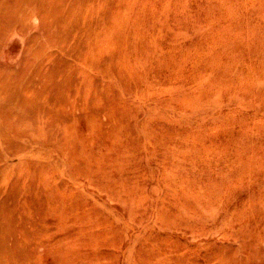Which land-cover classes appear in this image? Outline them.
<instances>
[{"label": "rangeland", "instance_id": "374dc122", "mask_svg": "<svg viewBox=\"0 0 264 264\" xmlns=\"http://www.w3.org/2000/svg\"><path fill=\"white\" fill-rule=\"evenodd\" d=\"M26 8L0 32V264H264V0Z\"/></svg>", "mask_w": 264, "mask_h": 264}, {"label": "bare ground", "instance_id": "6f19581e", "mask_svg": "<svg viewBox=\"0 0 264 264\" xmlns=\"http://www.w3.org/2000/svg\"><path fill=\"white\" fill-rule=\"evenodd\" d=\"M29 3V0H0V32H4V35L11 31V29H16L20 33H23L26 31V29L29 27V8H26L27 4ZM22 4V5H21ZM22 6L24 8V12H20L22 9ZM258 31V30H257ZM26 33V32H25ZM264 38V37H263ZM259 40V39H258ZM264 40H262L263 42ZM259 42V41H258ZM0 40V44H1ZM257 43V42H256ZM260 44V43H259ZM262 44V43H261ZM255 45V44H254ZM264 45V44H263ZM248 47V46H247ZM256 47V45H255ZM260 47V46H259ZM259 49V48H258ZM257 49V50H258ZM262 49V48H261ZM260 49V50H261ZM263 51V50H262ZM260 54V52H259ZM262 56V55H261ZM263 62V61H261ZM257 65V64H256ZM264 71V70H263ZM253 74V73H252ZM264 74V72H263ZM262 74V75H263ZM259 79H261L259 77ZM264 80V79H263ZM1 206V205H0ZM3 220V219H2ZM223 227V226H222ZM237 236V235H236ZM240 238V237H239ZM246 238V237H245ZM249 238V237H248ZM241 239V238H240ZM249 240V239H248ZM251 240V239H250ZM249 240V241H250ZM259 241V240H258ZM241 241H239L240 243ZM261 242V241H260ZM252 243V242H251ZM257 243V242H256ZM255 243V244H256ZM254 243H252L253 245ZM240 245V244H239ZM251 245V246H252ZM0 246H2L0 244ZM232 246V245H231ZM249 246V245H248ZM254 246V245H253ZM239 247V246H238ZM250 248V247H249ZM248 248V249H249ZM255 248V247H253ZM240 250V249H239ZM258 250V249H257ZM236 251V250H235ZM241 251V250H240ZM254 252L256 250H253ZM2 252V249L0 247V254ZM219 253V252H218ZM253 253V252H251ZM250 253V254H251ZM227 254V253H226ZM241 254V253H240ZM255 254V253H254ZM206 255V254H205ZM222 255V254H221ZM235 255V254H234ZM252 255V254H251ZM5 256V255H4ZM263 256V254H262ZM220 257V256H219ZM255 257V256H254ZM0 255V263L2 261ZM256 258V257H255ZM254 258V260H256ZM239 260V259H238ZM258 261V260H257ZM261 261V260H260ZM263 261V260H262ZM195 263V262H194ZM233 263V262H232ZM231 263V264H232ZM258 263V262H257ZM234 264V263H233ZM256 264V263H255Z\"/></svg>", "mask_w": 264, "mask_h": 264}]
</instances>
